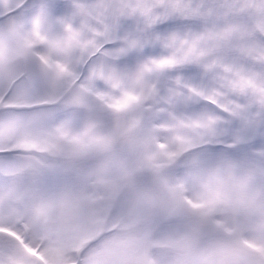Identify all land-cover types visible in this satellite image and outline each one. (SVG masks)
Returning <instances> with one entry per match:
<instances>
[{"label": "rangeland", "instance_id": "1", "mask_svg": "<svg viewBox=\"0 0 264 264\" xmlns=\"http://www.w3.org/2000/svg\"><path fill=\"white\" fill-rule=\"evenodd\" d=\"M0 63V232L108 201L122 238L161 219L104 264H264V0H0Z\"/></svg>", "mask_w": 264, "mask_h": 264}, {"label": "trees", "instance_id": "2", "mask_svg": "<svg viewBox=\"0 0 264 264\" xmlns=\"http://www.w3.org/2000/svg\"><path fill=\"white\" fill-rule=\"evenodd\" d=\"M177 1L185 2L183 0ZM256 35L259 36V34ZM5 70L6 68L0 63V73ZM8 93L9 92L5 90L4 84L3 86H0V101L7 98ZM0 111L3 110L1 109ZM262 118L264 122V113L262 114ZM205 148L206 147H202L201 145L200 147L192 148L191 152L196 154L197 151H204ZM213 151L214 150L210 148L209 152ZM54 160L59 159L57 158ZM144 160L141 161V170H145V168L148 167L147 164H144ZM176 164L177 161L168 166L162 164L161 171L158 174L162 173L163 170H173ZM145 177L146 178L144 179L141 178V181L145 182L146 187H148L151 185L154 176L149 174L145 175ZM152 190L154 191L153 188L149 187L146 189L148 194ZM81 200L82 198H80V202ZM92 203H94L92 206L89 204L87 205L88 207H84L81 203L80 206L86 210L91 207L94 211L96 209V212H98L97 209L100 211L105 209L106 212L104 213V216L100 213L91 216L87 214L85 217H82L80 222L81 227L78 231L72 223L71 226L70 224H58L56 219H49L45 222L43 221L44 223L42 222L43 224L39 226V230L42 234L41 245L37 248H30L27 245V237L24 233L12 237L7 233L0 232V264H104L115 256L114 251L120 253L122 251V246L123 248H126L127 246L134 245L129 249L130 252L135 250V246H139L138 257H141V254L149 249V246L143 245L147 241L149 233L154 231L156 225H158L161 219L159 216L151 214L148 216L149 224L142 230L141 227L139 228L140 235L138 240L131 238L136 233H131L122 238L125 229H118L116 226L117 224L115 225V223L113 224L110 221V216L107 212L109 211V208L111 210L112 207L110 204L113 202L106 201L105 203H102L99 201L100 208L98 207L97 201L93 200ZM196 219L199 220L200 217L195 216L194 220ZM124 221L125 218L122 219L120 223L127 227L131 226L124 223ZM44 243L48 244L46 250H42V245ZM121 244L122 246L116 250L115 248Z\"/></svg>", "mask_w": 264, "mask_h": 264}, {"label": "water", "instance_id": "3", "mask_svg": "<svg viewBox=\"0 0 264 264\" xmlns=\"http://www.w3.org/2000/svg\"><path fill=\"white\" fill-rule=\"evenodd\" d=\"M184 1H189V0H184ZM196 2H198L200 4V7H206V6H209L211 4H214L217 0H195ZM122 10H125L126 12H128L129 14L131 15H135V12L131 11L127 6L125 5H122L120 7ZM200 103L202 104H206V105H209L211 107H215L216 106V103L212 100H209V99H204L202 101H200ZM198 103L196 102H189L187 104V108H192V107H195L197 106ZM219 111L227 116L233 123H237L240 119V117L235 114L234 112H231L227 109H224V108H220ZM255 140H246V141H243V142H239L237 144L238 147H247V146H250L252 144H254Z\"/></svg>", "mask_w": 264, "mask_h": 264}]
</instances>
